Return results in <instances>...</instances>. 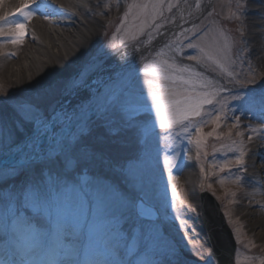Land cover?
Returning a JSON list of instances; mask_svg holds the SVG:
<instances>
[{
	"label": "snow or ice",
	"instance_id": "1",
	"mask_svg": "<svg viewBox=\"0 0 264 264\" xmlns=\"http://www.w3.org/2000/svg\"><path fill=\"white\" fill-rule=\"evenodd\" d=\"M226 3L235 11L222 23L247 24L234 27L232 42L222 32L213 33L216 14L208 7L216 5L211 0L190 28L165 15L179 6V0H145L129 6L117 29L123 33L119 45L130 48L131 58L112 36L107 48L81 52L71 74H53L32 85L35 91L28 94L0 96V160L8 161L0 163V264H179L180 249L168 233L173 220L185 235L189 228L187 219L170 215L177 197L173 168L179 152L164 160L172 182L170 203L163 176L154 179L161 135L157 122L165 139L174 127L184 133L195 129L188 143L201 149L206 143L204 125H214L213 133L207 134L213 135L228 119V101H245L239 111L246 118L251 114L258 124L246 127L264 133V95H224L232 91L229 85L257 83L255 75L237 80L234 70L237 60L248 54L242 41L264 51V0ZM62 12L49 0H21L0 16L3 46L22 45L27 23L37 13L47 18ZM185 61L195 62L200 70ZM216 105L213 116L207 108ZM203 117L210 119L198 121ZM232 119L228 137L240 126L235 114ZM259 146H264V135ZM223 148L226 156L238 155L213 167L247 173L243 142ZM242 179L237 176L235 182ZM145 209L150 212L145 214ZM212 255L211 248L207 255L199 253L202 261Z\"/></svg>",
	"mask_w": 264,
	"mask_h": 264
},
{
	"label": "rangeland",
	"instance_id": "2",
	"mask_svg": "<svg viewBox=\"0 0 264 264\" xmlns=\"http://www.w3.org/2000/svg\"><path fill=\"white\" fill-rule=\"evenodd\" d=\"M141 2H145V0H117V3L113 7L109 6L108 4L104 5V7L108 8L110 12L96 15V21L86 23L87 25H90L89 29L81 27L82 32L87 35L88 39L86 37L80 38L78 44L79 46H75L73 51H63L58 60H47L49 63L53 62V66L51 63H48V67L45 72L39 71V73L37 72L34 77H27V85H19L18 83H15L19 81V76L14 78L10 77L6 80L0 78V96H6L12 93L28 94L30 91H35V89L31 88L33 84H37L38 81L43 83L46 78H51L53 74H56V71L59 73L71 74L73 69L76 67V65H74L72 62L76 60L81 52H94L100 47L107 48L112 36H117L116 43L121 52H123L126 48L130 49L126 45H119V38L123 35V33L121 32L118 34L117 29H119L121 24L124 23V16L128 12L129 6L133 3ZM171 2H177V0H171ZM181 2L182 0H179V6L181 5ZM198 3L199 0H186L189 13H196L198 11L196 8ZM212 3L215 4L216 7L214 9L209 7L208 12H214L216 14L214 19H212L213 33L218 35L222 32L223 35L228 38L229 42H232L234 38V27H247V24H241L239 21L222 23V21H225L226 18L231 15V12L235 11V7L226 3V0H212ZM179 6L174 8L172 13L165 11V15L171 16V18L174 19L175 13ZM89 8L90 6L84 7L82 9H86L88 11ZM133 12L135 13L136 9H133ZM207 15L208 13L206 12L204 16ZM131 18L132 17L130 16L129 20H131ZM197 23H200V21ZM90 31L94 32L92 36ZM145 38L146 37H142L141 39ZM88 41H90L89 48H87ZM241 43L244 44L248 49V54L243 57L242 61L237 60V66L234 70V77L237 80L243 81L245 75H247L249 78L255 75L257 77V83L254 85H248L246 83L243 85H229V88L232 89V91H226L224 95L225 97H228L233 95L234 92H238V94L245 96V98L260 97L264 95V80H260V76L264 75V72L261 71L262 67H264V64L261 62V58L264 57V51H261L259 45L253 46L254 43L250 41H242ZM252 47H255L256 49L258 48L261 52L259 54L252 52ZM186 54L197 55L198 53L195 50H186ZM233 59L235 60L236 57L234 56ZM137 62L139 63V59H137ZM191 63V66L200 70L199 66L196 65L195 62ZM51 66L52 68H50ZM230 70L232 69L230 68ZM141 75L143 74L141 73ZM205 75H210L215 78L214 73L205 72ZM31 78L36 82L34 81V83ZM38 86L39 85H37V87ZM145 90L147 91V89ZM244 102L245 101H228V119L226 121H221L223 126L220 129H217L213 135L208 136L207 134L213 133L214 125L211 123L204 125L206 143L201 149H197L195 144L188 143L189 137L196 134L195 129L190 128L188 133H184L182 129L174 127L170 130L167 138L165 139L164 130L159 129L158 122L156 124V130L160 132L161 135L158 146L159 169L155 171L154 179L159 181L161 175L163 176L165 183L168 185L167 196L169 202L171 203L172 182L168 181L167 179L168 168L164 163L165 157L170 159L173 155L179 152V158L177 160L176 166L173 168V174L178 176L182 173H180L179 170H182V168L185 169L184 162L187 152L189 150L193 151L196 167L194 168L197 169L202 175L201 177L204 182L203 191L210 192L217 199L221 206V211L224 214L227 225L230 227L235 238L237 244V251L234 258L235 264H238L239 256L244 250L247 256L251 254V251L253 254H255L254 250L257 248V245H259L260 242L250 234V229L247 227L243 215L238 212L241 202L238 200L237 196L235 197L233 193V186L229 184L232 182H230V179L233 176L232 172L239 171V169L232 168L230 171L225 170L224 172H220L219 167H213V165L220 164L224 160L232 159L235 155H238L235 152H229L226 156L224 154V145L236 144L242 141L245 149L248 151L253 140L260 136V133H253L248 127H246L248 124H252L254 127L258 126V124L256 121L251 119V114H249L248 118H246L245 115L239 111L240 105ZM218 109L219 107L217 105L215 107L209 106L207 108L208 111L213 110V112H211L213 116L217 114ZM233 114L239 118L240 126L233 129L231 137H228L225 134L228 132L231 124L235 122L232 119ZM197 119L198 121L202 122V119H210V117ZM240 133H243V135H240ZM216 135H220L222 139L217 140ZM249 136H252L251 141L248 140ZM204 153H207V155H204ZM128 154H133L131 148ZM221 181H223V183H221ZM209 185H211V187H209ZM176 191L177 197L175 200V207L170 209V215H179L181 218L187 219L189 225L187 235H185L184 229L180 227L178 220H173L168 224V233L176 240L177 247L180 249L179 264H217V261L213 255L206 256L203 261L199 257V253L207 255L209 249L211 248L202 222V213L200 207L201 199H199V201H197V199L193 200L190 197V194L194 192L190 191L189 188L183 184H179L178 186L176 185ZM193 197L195 198V196ZM193 208L196 209L195 212L192 211ZM127 231L131 232L132 226H128ZM253 257L260 260L262 257H264V253H256Z\"/></svg>",
	"mask_w": 264,
	"mask_h": 264
},
{
	"label": "bare ground",
	"instance_id": "3",
	"mask_svg": "<svg viewBox=\"0 0 264 264\" xmlns=\"http://www.w3.org/2000/svg\"><path fill=\"white\" fill-rule=\"evenodd\" d=\"M20 3L21 0H0V16L18 7ZM49 3L59 9H63V12L59 15L50 14L47 18H45L43 14L37 13V15L27 23V36L22 45H18L15 47L16 49L12 50L1 46V44L6 43V41L0 38V78L6 80L10 77L14 78L19 76V81L17 80L18 82L15 83L27 85V77H34L37 72H45L47 70L49 63L47 60H58L63 51H73L75 46L78 47L80 38H87V35L82 32L81 27L89 29L90 25L86 23L96 21V15L110 12L104 5L108 4L113 7L117 3V0H49ZM209 3L210 0H199L198 4L201 6L200 9H198L196 13H189L185 0H182L173 20L177 21L183 27L190 28L192 27V21L200 16L201 11H203ZM88 6H90L88 11L82 9ZM205 14L206 12L204 15ZM63 15L69 16L71 21L70 24L65 26L56 22L54 23L55 19ZM181 16L185 17L188 23L181 20ZM18 18L20 17H14V19ZM255 31L256 34H259L261 29L257 28ZM90 32L92 36L94 32ZM87 45V48H89L90 41L87 42ZM251 49L252 52L257 54L261 52L255 47ZM128 52L129 58H131V50L128 49ZM138 57L139 54H137V59ZM52 63L51 65L53 66ZM52 66L50 68H52ZM56 74H59V72L56 71ZM48 79H50V77L46 78V80ZM46 80H44L43 83ZM32 81L34 82L35 80L32 79ZM217 106L219 107V105ZM210 112H213V110H210ZM262 134L260 133V136ZM260 136L253 140L248 149V155L245 158V165L248 168V172L245 173L242 169L235 172L231 171L233 176L230 182L232 181V184L229 183L233 186L235 197L237 196L238 200L241 202L238 212L243 215L247 227L250 229V234L260 242L254 250L255 254L264 253V146H259ZM7 162L6 160H0V163ZM179 171L182 173L177 176L176 185H187L189 189L194 192L190 194V197L193 200L197 199V201H199L204 186L202 177L200 174H196L193 170L188 168H182V170ZM237 176L243 178L240 184L235 182ZM193 196H195V198ZM255 254L251 251V254L247 256L244 250L239 256L238 264H260V261L264 260V257L258 260L253 257Z\"/></svg>",
	"mask_w": 264,
	"mask_h": 264
},
{
	"label": "water",
	"instance_id": "4",
	"mask_svg": "<svg viewBox=\"0 0 264 264\" xmlns=\"http://www.w3.org/2000/svg\"><path fill=\"white\" fill-rule=\"evenodd\" d=\"M202 216L218 264H234L236 244L216 199L210 193L202 196ZM148 214L150 210H143Z\"/></svg>",
	"mask_w": 264,
	"mask_h": 264
}]
</instances>
